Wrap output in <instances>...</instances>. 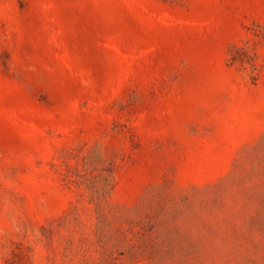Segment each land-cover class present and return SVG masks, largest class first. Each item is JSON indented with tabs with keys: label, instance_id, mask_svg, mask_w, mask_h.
I'll return each mask as SVG.
<instances>
[{
	"label": "rangeland",
	"instance_id": "374dc122",
	"mask_svg": "<svg viewBox=\"0 0 264 264\" xmlns=\"http://www.w3.org/2000/svg\"><path fill=\"white\" fill-rule=\"evenodd\" d=\"M0 264H264V0H0Z\"/></svg>",
	"mask_w": 264,
	"mask_h": 264
}]
</instances>
